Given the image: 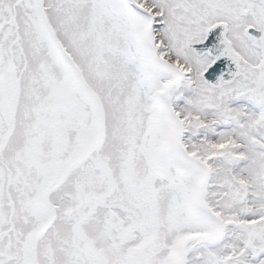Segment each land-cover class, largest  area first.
Wrapping results in <instances>:
<instances>
[{
	"label": "snow or ice",
	"instance_id": "6c2138e0",
	"mask_svg": "<svg viewBox=\"0 0 264 264\" xmlns=\"http://www.w3.org/2000/svg\"><path fill=\"white\" fill-rule=\"evenodd\" d=\"M0 264H264V0H0Z\"/></svg>",
	"mask_w": 264,
	"mask_h": 264
}]
</instances>
